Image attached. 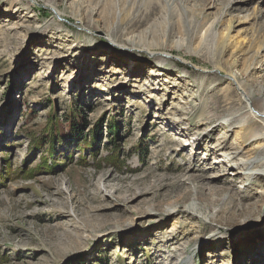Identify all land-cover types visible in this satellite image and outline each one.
<instances>
[{
    "label": "rangeland",
    "instance_id": "1",
    "mask_svg": "<svg viewBox=\"0 0 264 264\" xmlns=\"http://www.w3.org/2000/svg\"><path fill=\"white\" fill-rule=\"evenodd\" d=\"M35 1L0 0V264H264V174L209 151L263 129L264 0Z\"/></svg>",
    "mask_w": 264,
    "mask_h": 264
},
{
    "label": "bare ground",
    "instance_id": "2",
    "mask_svg": "<svg viewBox=\"0 0 264 264\" xmlns=\"http://www.w3.org/2000/svg\"><path fill=\"white\" fill-rule=\"evenodd\" d=\"M27 1L31 2L32 4L37 3L35 0H27ZM164 56L166 57V55H164ZM165 60H167V58H165ZM156 76L159 77L161 75L158 74ZM231 79H234L236 81L237 86H238L237 88L239 90H241L242 93H243L241 99L246 104L244 106L247 107V110H248L247 112H249L248 113L249 116L255 122H258L259 124H261L263 126V129H260V130H257V131H252V133L247 134V135L244 133V135L242 136V138H243V140L241 142L242 145H234V146H231L229 148V150L223 151V149L228 146V140L227 139H223V140L217 141L216 144H215V146L214 147H211L213 150L210 149L209 151H213L214 153H219L221 156H223V158H221L219 160V164H218L219 166L220 165L222 166L226 162H232V161H235L236 160L237 162H235V164L238 167V170L235 173L236 175H239L240 176V174L243 173V169L249 168L250 166H251V170H259V171H261V172H258V171L256 172L255 171L257 175H263L264 174V158L261 159V160H258V158H257L258 156L256 157V154L258 153L257 151H258V149H260L261 145L259 146V148H257L258 145H259V144H257L255 148L253 147V148L248 149L250 151L246 150V148L252 143L253 140L255 141V140H260L261 138H264V97L261 96L262 95L261 94V91L259 93H257V94H254L253 93L254 91L252 92L251 90L244 89L242 87L241 82H239L238 81V78H236L235 76H231ZM242 121H244L243 122L244 123L243 127L245 128V130H249L250 131L251 128H252V125L250 123L248 125V123L244 119H242ZM234 122H235V120H234ZM255 122H254V124H255ZM231 124H232V122H231ZM219 127H221V125L214 126L212 129H210L208 131V133L217 132V130H219ZM242 131H244V130H242ZM201 140H200V142H201ZM200 145H201V143L199 144V147H200ZM244 145H246V147ZM251 149H253V150H251ZM196 154H199V152H196ZM189 171H191V169H189ZM177 209L178 208H168V209H165V211L163 212V214L164 215H167V216H170L172 214H175V212L177 211ZM183 211L189 212V213H192V214H195L197 216H200V214L196 210V205L195 204H192L190 206L185 207ZM220 212H222V210H220L214 217H217ZM187 261H188V258L186 259V258L183 257V258H180V261L179 262L181 264L182 263L185 264ZM179 262L177 264H179Z\"/></svg>",
    "mask_w": 264,
    "mask_h": 264
},
{
    "label": "water",
    "instance_id": "3",
    "mask_svg": "<svg viewBox=\"0 0 264 264\" xmlns=\"http://www.w3.org/2000/svg\"><path fill=\"white\" fill-rule=\"evenodd\" d=\"M72 256H70L69 258H71Z\"/></svg>",
    "mask_w": 264,
    "mask_h": 264
}]
</instances>
